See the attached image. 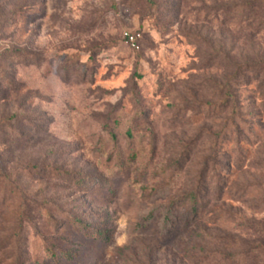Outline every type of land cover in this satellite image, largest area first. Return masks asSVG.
I'll list each match as a JSON object with an SVG mask.
<instances>
[{
	"label": "rangeland",
	"instance_id": "obj_1",
	"mask_svg": "<svg viewBox=\"0 0 264 264\" xmlns=\"http://www.w3.org/2000/svg\"><path fill=\"white\" fill-rule=\"evenodd\" d=\"M0 264H264V0H0Z\"/></svg>",
	"mask_w": 264,
	"mask_h": 264
},
{
	"label": "trees",
	"instance_id": "obj_2",
	"mask_svg": "<svg viewBox=\"0 0 264 264\" xmlns=\"http://www.w3.org/2000/svg\"><path fill=\"white\" fill-rule=\"evenodd\" d=\"M253 67H257V65H252ZM250 67V66H249ZM260 70V69H259ZM220 89V88H219ZM220 106L226 107L227 105H231L232 106V112L230 113V118L227 119V124L231 129H235L236 128V119H237V105H236V99L234 97V95L231 94H226V99H222L219 102ZM188 204L191 206V209L193 211L194 214H197L198 212H200V202H199V198L197 196L196 193L191 194L188 197ZM77 224H80L78 221L76 222ZM100 237L104 236L103 232L99 233ZM52 258H55L56 256L54 254L51 255Z\"/></svg>",
	"mask_w": 264,
	"mask_h": 264
},
{
	"label": "built area",
	"instance_id": "obj_3",
	"mask_svg": "<svg viewBox=\"0 0 264 264\" xmlns=\"http://www.w3.org/2000/svg\"><path fill=\"white\" fill-rule=\"evenodd\" d=\"M139 39H140L139 34H135V33L124 34V40L131 49H136L138 47Z\"/></svg>",
	"mask_w": 264,
	"mask_h": 264
}]
</instances>
